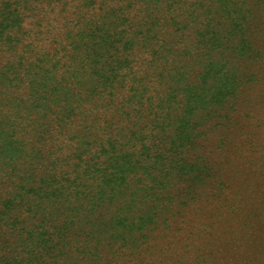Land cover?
<instances>
[{
  "label": "trees",
  "instance_id": "trees-1",
  "mask_svg": "<svg viewBox=\"0 0 264 264\" xmlns=\"http://www.w3.org/2000/svg\"><path fill=\"white\" fill-rule=\"evenodd\" d=\"M215 7L238 14L229 0H0V72L15 64L0 74V264L197 261L214 229L183 208L201 205L189 154L209 103L171 53ZM196 39L197 83L233 106L218 40Z\"/></svg>",
  "mask_w": 264,
  "mask_h": 264
},
{
  "label": "rangeland",
  "instance_id": "rangeland-1",
  "mask_svg": "<svg viewBox=\"0 0 264 264\" xmlns=\"http://www.w3.org/2000/svg\"><path fill=\"white\" fill-rule=\"evenodd\" d=\"M229 3L237 5L239 16L227 10L231 18L216 17L220 9H210L208 30L189 28L182 33L187 42L171 53L178 56L175 59L181 66H187L188 84L183 85L198 87L204 104L209 103L202 114L207 121L198 131L197 147L189 154L203 170L202 185L196 192L201 205L196 209L189 203L183 213L189 218L193 209L198 211L199 222L211 225L214 237L203 242L197 261L187 259L191 264H264V0ZM197 35L203 40L210 36L218 40L217 55L227 60L222 70L233 72L237 83L225 84L238 88L233 106L215 104L217 92L213 88L219 84L197 83L203 69V63L193 62L191 42ZM172 40L176 44L178 37ZM252 53L256 62L248 60ZM3 62L0 58V66ZM13 66L7 64L0 74L12 76ZM194 192L189 189L190 194Z\"/></svg>",
  "mask_w": 264,
  "mask_h": 264
}]
</instances>
